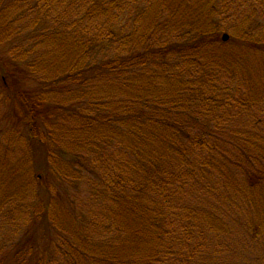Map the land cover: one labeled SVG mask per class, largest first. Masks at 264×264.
<instances>
[{"label": "trees", "instance_id": "obj_1", "mask_svg": "<svg viewBox=\"0 0 264 264\" xmlns=\"http://www.w3.org/2000/svg\"><path fill=\"white\" fill-rule=\"evenodd\" d=\"M5 1L0 42L21 17L10 18L8 3L24 2L26 23L36 13L11 52L32 55L24 64L48 79L21 92L20 115L6 96L8 117L23 121L37 158L39 195L47 196L37 198L20 234L30 251L3 241L0 264L34 255L41 225L48 242L54 232L64 240L54 244L55 257L39 250L37 264H264V219L250 221L234 197L264 213V136L233 121L230 104L242 107L250 94L217 88L214 73L226 61L212 12L196 27L180 0ZM52 40L47 60L38 48ZM56 92L65 98L55 100ZM65 185L66 199L85 192L90 201L70 202L72 214L58 209L52 219L51 191Z\"/></svg>", "mask_w": 264, "mask_h": 264}, {"label": "rangeland", "instance_id": "obj_2", "mask_svg": "<svg viewBox=\"0 0 264 264\" xmlns=\"http://www.w3.org/2000/svg\"><path fill=\"white\" fill-rule=\"evenodd\" d=\"M180 1H183V8L187 6V9L191 12L187 22L192 21L196 27H198L200 23H204L206 14L210 15L212 12L211 18H214L221 29L220 51L224 54L223 57L225 59L223 60L226 61L225 66H220L224 71L218 68V72L214 73L217 79V88L223 89L228 87L238 95L242 93L243 88L245 94H250L253 101H250L248 104L242 105V107H237V103L230 104L229 107L234 110L232 112L233 121H239L238 123L241 124L240 126L245 125L255 129L262 128L261 132L264 136V0ZM0 2L3 4L7 3L5 0H0ZM14 4L15 2L8 3V9L10 18L15 15L21 16H17L15 25L13 23L14 27L16 26L18 29H14L15 34H13V36L0 42V79H3L2 82H4H0V243L4 241L7 243V246L10 247L11 243L8 240L12 239L14 241L16 239L15 241H17L23 249L27 250L28 248V251H30V247H25V242L21 238L24 234L21 236L20 234L24 226L29 224L35 215L37 209L36 204L38 202L37 198L42 199L47 195L45 192L39 195L40 185H38L39 182L36 177H34L37 158L34 156L30 141L26 140L27 138L22 134L24 131L23 121L19 119V116L13 115L11 118L8 117L9 113L13 112L10 111L12 105L8 101L6 95L9 92L13 94L15 97L14 112L16 115H20L22 106H19V95H21V92L35 89L38 80L48 79V77L45 73H39L38 77H36L33 70L29 69V67L27 68L24 64L23 61L33 58L32 55L27 57L23 56L24 60H22V56L15 57L11 52V49L16 45L18 39L26 35L36 23V13H32L29 17V13H27V18H29L30 22L26 23L27 19L24 18L26 17L24 16V2L21 3V5ZM28 4H30V2H27L25 5L29 6ZM162 6L163 5L160 6V9H164ZM8 9L7 11L5 10L6 13ZM27 11L28 10H26V12ZM31 11L30 9L29 12ZM149 19L150 18H148V21ZM223 34H227L229 39L226 41L222 40ZM14 36H17V38H12ZM12 40H15V42ZM56 45V42L53 40L50 42L47 41L44 43V46L40 44L38 52L41 55H45L47 60H52ZM41 55L39 57H41ZM220 58H217L216 61L220 62ZM220 74L222 75L221 78ZM249 87L255 88L252 91L257 94L252 92ZM96 92L97 90H95V93ZM208 93L211 92L208 91ZM56 94L57 96H54V99L57 101L65 98V96H60L59 92H56ZM251 110H254V112H251L253 115L260 116L259 118H261L258 126L252 127V114L249 112ZM224 113H226V111H224ZM70 123L68 122V125H71V128L74 129L73 127H76L75 124L77 123L73 121H70ZM262 143V147L264 148V141ZM67 151V153L71 152L69 150ZM57 155L60 156L59 154ZM43 182L45 184L47 182L50 183L47 177L44 178ZM20 189H23L24 192L18 195L14 194L13 197H10L9 191L18 192ZM66 189L65 185L59 193H57L58 190L54 191V189H52L51 191L53 196L50 209V212H53L51 214L52 219L55 217L53 215L58 209H61V211L65 210L67 217L72 214L73 212L70 211L72 207L69 206L70 202H72L76 208L77 206L79 208L82 201H84V203L85 201H90V199L86 197L85 192L82 193L84 195L76 197L74 200L75 202L73 198L66 199L64 197ZM70 192H72V189ZM234 197L236 198V207L241 213L245 212V207L247 208V218L250 221L264 219L263 211L247 207L242 199V195H235ZM233 202L235 203L234 200ZM42 228V225L38 226L35 232L37 239L35 242L36 252L34 255H25L21 264H37L39 250L41 251L43 248L45 250L47 248L50 249L47 253L49 254L51 252L53 257H55L57 252L54 244H59L61 240H64V237L60 239L54 232L52 241L48 242V239L44 236V228ZM262 233H264V231ZM20 239H22V241H20ZM1 247L2 246H0V248ZM259 248L260 251H263V246ZM3 254L4 251L0 250V260H3ZM19 254H21V251ZM22 255L19 257L21 258ZM15 259L16 258H13V260ZM49 264L66 263L50 262Z\"/></svg>", "mask_w": 264, "mask_h": 264}, {"label": "water", "instance_id": "obj_3", "mask_svg": "<svg viewBox=\"0 0 264 264\" xmlns=\"http://www.w3.org/2000/svg\"><path fill=\"white\" fill-rule=\"evenodd\" d=\"M222 39H223L224 41H226V40L229 39V36H228L227 34H224L223 37H222Z\"/></svg>", "mask_w": 264, "mask_h": 264}]
</instances>
